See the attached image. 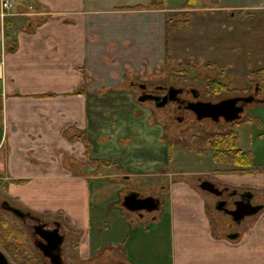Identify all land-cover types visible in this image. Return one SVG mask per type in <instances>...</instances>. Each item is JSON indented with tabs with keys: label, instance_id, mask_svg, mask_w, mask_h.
<instances>
[{
	"label": "crops",
	"instance_id": "0c3cea01",
	"mask_svg": "<svg viewBox=\"0 0 264 264\" xmlns=\"http://www.w3.org/2000/svg\"><path fill=\"white\" fill-rule=\"evenodd\" d=\"M241 3H232L237 13L209 17L210 25L199 21L205 32L193 30L173 52L220 59L233 81H247L264 68V0ZM170 12L126 0H12L8 14H0V179L27 212L61 213L64 223L82 230L80 254L104 249L115 264H264V202H255L264 192V170L214 167L208 178L251 192L253 203L263 206L234 226V235L213 228L203 190L189 178L160 185L164 200L152 188L143 194L159 199L156 210L126 214L122 207L111 239L96 241L92 234L90 180L106 173L118 178L108 170L94 176L95 167H122L131 171L122 176L128 180L135 172L159 171L164 162L158 157L168 158L157 130L123 124L128 111L117 104L109 110L105 102L120 93L127 71L157 70L175 56L173 44L186 26L167 30ZM208 32L214 36H204ZM105 110L113 114L107 131ZM130 112L132 119L142 117ZM128 192L140 195L127 187L122 197Z\"/></svg>",
	"mask_w": 264,
	"mask_h": 264
},
{
	"label": "rangeland",
	"instance_id": "374dc122",
	"mask_svg": "<svg viewBox=\"0 0 264 264\" xmlns=\"http://www.w3.org/2000/svg\"><path fill=\"white\" fill-rule=\"evenodd\" d=\"M236 1L237 0H219L217 1V4H215L214 0H197V2L193 4L192 9L184 10L183 7L186 0H151L150 2H147V0H126L127 4L148 3L153 6H161L171 11L168 15L171 21H174L175 19L186 20V29L179 33L178 39L173 44V49L171 50V56H175L169 57L165 62V66L162 65L157 70L142 69L139 72L127 71V73L123 75V83L120 88V93L114 91L111 92L118 94L115 95V99L111 98L112 101L105 102V108L109 107V110L112 109V111H114L116 104L121 105V108H125L128 112L126 118H122L120 122L123 121L122 123H125L127 126H133L136 124L137 126L141 125L152 127V129L157 130V141L159 144L161 143L163 145H167V141L172 139L175 141V145L172 148L171 157L167 158L165 156L164 158L162 155L158 157L159 160L162 159L164 162V164H161L162 168L158 169L159 171L146 169L140 173L135 172L132 173L133 175L128 180H123L122 176L126 175L127 172L130 173L131 171H126V169L124 170L122 167L120 169L119 167L116 169L113 164L110 167H103V165H101V167H95L96 170L94 176H97L98 173H100L101 176V173L105 174L108 170V173L112 171L111 174H116L115 176L119 178L110 177V175L106 173V177H104L105 179L99 177L97 179L92 178L90 180L91 230L93 229L92 234L96 241L99 240L105 242L106 238L111 239L114 235H116V231L120 226L117 215L120 214V211H122L120 203L122 200V194H124L127 187H129V189L139 191L141 196H144L143 194H147L152 188L151 191H153L157 196L159 195L164 200L165 194L161 189L162 187L160 188V185H165V183L167 184L169 180L189 178L188 180L191 185L198 191H201L198 187V180L208 179L214 176V167L219 169L230 168L228 165L214 162V151L212 150H208L204 154H195L189 151L188 138L192 134L200 133V131L220 132L232 128L239 137L238 140L240 141V147H247L250 149L253 156V165L264 170V140L260 139V136L264 135V103L249 104L242 113L241 117L236 120L238 123L235 125L231 124L232 122L226 123L221 121L214 125L208 123L206 125L195 124L188 126L185 125L187 123L186 120L184 121L185 123L177 122L175 117L172 116L167 109L155 110L149 104L137 101V88L130 86L129 84L130 82H141L148 85L156 83H170L174 86L193 87L201 92V97L205 98L206 101L214 100V98L212 95L205 93V78H219L221 81L227 83L231 87V90H234V92L230 91V94L223 96L225 98L233 94L245 95L252 92L255 86H259L261 90L264 89V79L254 80L252 77H249L247 81H244L241 84L236 83L238 82L236 80L233 81L230 74H228V66L223 64V61L220 59L207 61L206 56L199 54V51L197 50L196 54L195 52H191V55L189 54V56L188 54L182 55L184 52L180 54L173 52L174 50L179 51L177 48L181 47L177 46L182 45V38H187V34L191 37L193 30H198L202 34L205 32L203 27L198 29L197 23L199 21L201 22V25L203 22L206 25H210L209 23H211V21H209V17L214 18L224 15L229 16L233 13H237L235 11V7L237 5H232V3L236 4ZM258 1L260 0H239V2H242L241 4H250L251 2ZM189 23H192L190 28L187 27ZM205 35L214 36V32L212 34H209L208 32V34H204V36ZM204 40L205 38L202 37V41ZM208 44L207 47H210V50L208 51H211L212 46H208ZM175 46L176 48H174ZM262 97H264V94ZM114 101H116V103ZM94 103L97 104L98 102L95 101ZM132 109L140 111L142 117L140 116L141 118L138 120L136 118L132 119L130 115V111ZM112 116V112L107 113L105 110V131H107V128L109 129L112 124ZM114 125L116 126L117 124L115 123ZM123 142L126 143L125 141ZM111 157L113 159L115 158L113 153H111ZM262 170H257L256 172ZM201 193L207 200V214L213 228H215L216 231L221 232V234H225V232L229 231V228H227V224L229 223L228 217L214 209V195L204 191H201ZM256 196L255 202H264V192H258ZM2 200H7L9 203H12L22 211H26L9 196L7 192V182L0 179V203ZM0 210H2L1 207ZM123 211L126 214L130 212L126 209ZM5 212L14 220L20 230H22L31 240L30 230L28 229L30 221L28 219L21 220L10 212ZM38 216L50 219V221L55 219L59 221V223L60 221L62 222L61 231L65 236L64 243L62 245L63 264H115L114 261L105 257L103 252L104 249L100 250L98 255L94 254L96 250L89 256H87L86 253L80 254L78 243H80L86 235L83 234L82 230H77L73 226L64 223L63 214L55 213ZM148 217H150V215ZM110 223L113 225L110 226ZM107 225L108 227H111L110 229L112 232L106 233L105 228ZM114 228L116 230L115 232H113ZM33 248L39 257L41 264H50L42 257L37 248L34 246ZM100 248L102 249V247ZM0 250L6 255L9 264H17L11 255L4 249L2 244H0Z\"/></svg>",
	"mask_w": 264,
	"mask_h": 264
},
{
	"label": "trees",
	"instance_id": "16d2710c",
	"mask_svg": "<svg viewBox=\"0 0 264 264\" xmlns=\"http://www.w3.org/2000/svg\"><path fill=\"white\" fill-rule=\"evenodd\" d=\"M217 1L214 0V3L217 4ZM195 2L197 0H186L183 9H192ZM184 26H186V20L175 19L171 21L170 18L167 19V30L178 29ZM6 39L7 44H9L8 35H6ZM12 46L14 48L15 44H12ZM249 75L254 80H263L264 68L255 70ZM204 85L205 93L212 95L214 99L222 98L234 92L227 83L221 81L219 78H205ZM237 123L238 121H234L231 124L235 125ZM174 145L175 141L172 139L167 141L168 157H170ZM188 150L195 154H204L208 150H212L214 151L213 161L230 166V171L242 173L245 171L262 170L253 165V156L250 152L243 151L239 148L237 133L232 128L220 132L200 131V133L192 134L188 138ZM0 244H2L17 264H41L28 236L2 210H0Z\"/></svg>",
	"mask_w": 264,
	"mask_h": 264
},
{
	"label": "flooded vegetation",
	"instance_id": "af4514ba",
	"mask_svg": "<svg viewBox=\"0 0 264 264\" xmlns=\"http://www.w3.org/2000/svg\"><path fill=\"white\" fill-rule=\"evenodd\" d=\"M130 86L136 87L137 88V94H136V99L139 102L142 103H147L149 104L153 109L155 110H164L167 109V111L175 117L176 121L179 123H185L184 121L186 120L187 123L185 125H201V124H218L221 121L226 122L222 117H219L217 121L209 118V117H204V118H197L196 114L193 112V110L190 108L189 105L197 102V101H206L205 98L201 97V92L193 87H186V86H174L172 84H146V83H141V82H130ZM264 94V89L261 90L259 86H255L253 91L247 94H233L229 97L233 96H243V97H248L251 96L253 97V100L251 102H243L239 101L237 102V105L243 107V112L246 109V107L249 104L252 103H262V100H264V97H262ZM225 97L219 98V99H214L211 100V102L218 101L220 99H223ZM242 112V113H243ZM241 113V115H242ZM174 114V115H173ZM240 115V117H241ZM236 121V120H235ZM234 122V121H232ZM226 123H231V122H226ZM198 180V178H197ZM209 181L213 182L214 185L217 187V189L220 191L218 194H212L215 197V201L213 203V207L215 210L218 212L224 214L226 217L229 219V223L227 224V228H229V231L225 232L226 235H234L235 233H231L230 229L233 228V226H238L241 224L240 223H235L232 220V217L227 214L228 210H231L234 208V202L237 201H244L249 199L252 204L253 203V194L251 192H248L246 190H238L236 188H230L226 185H219L216 182L208 179ZM131 193V192H128ZM127 194V193H126ZM141 196V195H139ZM151 196V195H146ZM157 198V197H155ZM2 202V201H1ZM9 203V202H8ZM10 205L16 207L12 203H9ZM18 208V207H17ZM144 211V210H142ZM27 215L21 219V220H26L28 219L30 221L28 225V229L30 230V237H31V243L35 247V244H40L42 245L45 243V241L39 236V233H42L44 230H53L56 228L58 224V232L59 234H64L61 231V225L59 221L53 219L50 221V219L47 218H41L39 216L33 215L27 211H25ZM132 213H136L138 215H141V211H135ZM245 219V218H244ZM243 219V220H244ZM51 223H50V222ZM233 232V231H232ZM65 239V236H64ZM64 242V240H63ZM37 248V247H35ZM38 251L41 253L42 257L46 259L50 264L51 260L49 257H46L42 254V252L38 249ZM61 257H62V246H61ZM63 261V259H62Z\"/></svg>",
	"mask_w": 264,
	"mask_h": 264
},
{
	"label": "water",
	"instance_id": "95a60500",
	"mask_svg": "<svg viewBox=\"0 0 264 264\" xmlns=\"http://www.w3.org/2000/svg\"><path fill=\"white\" fill-rule=\"evenodd\" d=\"M253 97L233 96L220 99L215 102L211 101H197L190 106L197 118L209 117L215 121L219 117H222L226 122H232L240 118L243 112V107L237 105V102H251ZM264 103V100H262ZM199 189L212 193L218 194L220 191L214 185L213 182L208 179L198 180ZM121 206L127 211H147L151 212L156 210L159 206V201L152 196H139L137 192H131L122 197ZM2 210L10 212L19 219H23L27 213L21 209L14 207L8 203L7 200H2L0 203ZM260 204H252L249 199L244 201L234 202V208L228 211L235 223H240L245 217L255 215L262 209ZM39 236L45 241L42 245L35 244V247L39 249L42 254L49 257L51 264H63L61 257V246L63 244L64 236L58 232V224L53 230H44L39 233ZM0 264H9L6 255L0 250Z\"/></svg>",
	"mask_w": 264,
	"mask_h": 264
},
{
	"label": "built area",
	"instance_id": "2783aa9c",
	"mask_svg": "<svg viewBox=\"0 0 264 264\" xmlns=\"http://www.w3.org/2000/svg\"><path fill=\"white\" fill-rule=\"evenodd\" d=\"M12 7V1L11 0H0V14L1 16L7 15L8 11Z\"/></svg>",
	"mask_w": 264,
	"mask_h": 264
},
{
	"label": "bare ground",
	"instance_id": "6f19581e",
	"mask_svg": "<svg viewBox=\"0 0 264 264\" xmlns=\"http://www.w3.org/2000/svg\"><path fill=\"white\" fill-rule=\"evenodd\" d=\"M12 1V0H11ZM153 197V196H152ZM153 198H155V197H153ZM155 199H157L158 201H159V199L158 198H155Z\"/></svg>",
	"mask_w": 264,
	"mask_h": 264
}]
</instances>
